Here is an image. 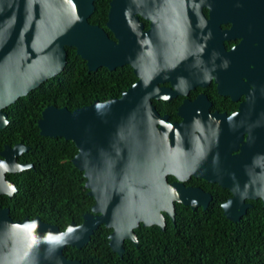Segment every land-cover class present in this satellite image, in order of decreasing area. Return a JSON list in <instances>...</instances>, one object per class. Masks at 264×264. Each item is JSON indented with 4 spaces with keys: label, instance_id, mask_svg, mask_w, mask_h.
Wrapping results in <instances>:
<instances>
[{
    "label": "water",
    "instance_id": "water-1",
    "mask_svg": "<svg viewBox=\"0 0 264 264\" xmlns=\"http://www.w3.org/2000/svg\"><path fill=\"white\" fill-rule=\"evenodd\" d=\"M95 1L0 0V129L10 122L5 109L63 72L67 46L77 48L90 71L104 67L114 71L129 65L139 78L121 98L97 100L76 110L57 106L42 110L40 133L76 144L78 152L71 161L84 173L95 204L82 224L72 223L64 231L40 218L21 224L1 222L0 264H80L67 260L63 248H82L102 224L113 229L109 244L123 256L126 240L138 243L135 229L141 223L164 229L166 216L174 221L177 202L194 209L211 205V194L185 185L192 175L232 190L234 198L225 204V215L231 221L238 222L246 214V198L264 203L263 128L256 130V171L246 194L239 193L234 179L222 173L216 141L197 140L191 146L188 130L182 126L157 128L166 118L152 104L160 89L156 80L143 73V53L147 48L153 56L158 25L162 37H167L163 53L182 51L175 48L172 36L170 40L172 18L184 17L190 7L200 9L207 0H112L107 28L116 40L90 23ZM236 1L240 11H249L250 0ZM137 14L151 21V31L142 32ZM27 150L21 143L7 147L2 152L6 157L2 174L34 168L13 165L15 157ZM171 174L176 181H169ZM232 203L240 208L231 210ZM7 213L1 211L0 221H11Z\"/></svg>",
    "mask_w": 264,
    "mask_h": 264
},
{
    "label": "trees",
    "instance_id": "trees-1",
    "mask_svg": "<svg viewBox=\"0 0 264 264\" xmlns=\"http://www.w3.org/2000/svg\"><path fill=\"white\" fill-rule=\"evenodd\" d=\"M111 1H95L90 23L113 37L106 27ZM66 49L63 72L5 109L10 122L0 129V148L23 143L29 149L22 154V160L34 165L17 178L22 193L18 199L22 207H17V215L40 218L61 230H66L71 222H82L84 215L92 212L95 200L88 195L84 173L72 164L71 159L78 152L76 144L40 133L42 110L48 106L76 110L97 100L121 98L137 81L130 66L90 71L76 47ZM200 183L214 195L208 208L194 209L177 202L175 220L166 216L164 229L141 223L135 229L138 243L126 240L123 256L111 248L109 234L113 229L104 224L95 230L89 243L81 249L70 245L67 252L81 253L90 264H264L262 201L253 202L240 221L234 222L223 208L229 194L217 184L203 180Z\"/></svg>",
    "mask_w": 264,
    "mask_h": 264
},
{
    "label": "flooded vegetation",
    "instance_id": "flooded-vegetation-1",
    "mask_svg": "<svg viewBox=\"0 0 264 264\" xmlns=\"http://www.w3.org/2000/svg\"><path fill=\"white\" fill-rule=\"evenodd\" d=\"M136 16L143 27L142 32L151 31V21L141 14ZM170 27V40L172 36L173 45L182 51L172 55L171 52L163 53L162 43L165 45L167 37H162L158 25L154 54L152 56L146 48L141 60L143 73L156 80L160 89L158 97L151 101L157 114L166 118V122L158 124L157 128L165 127V124L182 126L188 130L187 142L191 146L197 140L207 141V144L216 141L222 173L234 179L233 185L239 193L246 194L253 182L250 178L256 171V130L264 129V0H250L248 12L240 11L236 0H207L200 9L190 7L180 19L173 16ZM107 34L116 40L113 33V37ZM138 81L139 78L135 83ZM16 144H4L0 148V177L4 176L0 182V213L6 210L11 218V221H0V224H21L36 219L16 212L18 206L22 207L18 202L22 193L17 178L23 171L2 174L1 163L6 158L2 152ZM27 151L15 157L13 165H33L22 160V154ZM168 178L170 182L176 181L175 175ZM200 180L207 181L192 175L184 183L187 187L204 190L214 200L213 193L202 183L198 184ZM217 185L229 194L223 203L225 211V204L234 198V193ZM258 200L246 198L243 201L249 205L246 213ZM232 205L231 210L236 206L240 208L235 203ZM68 246L63 248L67 260L90 264L83 260L81 253L67 252Z\"/></svg>",
    "mask_w": 264,
    "mask_h": 264
},
{
    "label": "clouds",
    "instance_id": "clouds-1",
    "mask_svg": "<svg viewBox=\"0 0 264 264\" xmlns=\"http://www.w3.org/2000/svg\"><path fill=\"white\" fill-rule=\"evenodd\" d=\"M15 191V189L13 188V192Z\"/></svg>",
    "mask_w": 264,
    "mask_h": 264
},
{
    "label": "snow or ice",
    "instance_id": "snow-or-ice-1",
    "mask_svg": "<svg viewBox=\"0 0 264 264\" xmlns=\"http://www.w3.org/2000/svg\"><path fill=\"white\" fill-rule=\"evenodd\" d=\"M51 239V238H50Z\"/></svg>",
    "mask_w": 264,
    "mask_h": 264
}]
</instances>
